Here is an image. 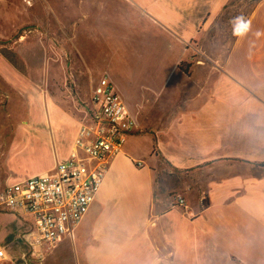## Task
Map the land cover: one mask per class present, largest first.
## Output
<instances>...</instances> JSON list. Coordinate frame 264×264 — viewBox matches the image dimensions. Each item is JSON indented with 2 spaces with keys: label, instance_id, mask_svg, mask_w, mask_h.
<instances>
[{
  "label": "crops",
  "instance_id": "1",
  "mask_svg": "<svg viewBox=\"0 0 264 264\" xmlns=\"http://www.w3.org/2000/svg\"><path fill=\"white\" fill-rule=\"evenodd\" d=\"M132 1L142 8L144 3L153 16L149 28L137 31L142 64L155 62L153 73L146 72L149 80L142 82V98L123 99L109 67L110 45L103 39L99 78L77 107L55 85L65 75L44 44L32 46L23 35L15 44H4L15 33L12 13L17 3L28 7L31 2L0 0V142L24 144L23 150H29L22 157L26 163L44 151L55 159L52 169L20 181L0 173V194L69 158L82 125L96 109L92 98L102 78L114 84L136 124L122 151L109 158L88 213L52 249L38 245L31 216L0 206V216L12 219L0 228V247L6 254L0 264H47L66 242L77 264H264V0L245 16L247 27L239 31L228 56L212 62L191 59L187 45L239 0ZM162 31L184 45L178 60H170L168 52L175 53V46L161 37ZM128 35L121 29L116 37L130 40ZM161 38L164 45L156 46L154 40ZM16 105L29 114L25 127L4 124ZM157 109L166 115L158 119ZM226 122L233 126L226 127ZM72 123L70 141L60 146L59 137ZM23 128L39 139L16 142ZM142 136L150 142L145 159L131 141ZM235 142L263 143L242 153ZM241 167L248 171L243 180ZM174 195L185 199L187 210L173 202Z\"/></svg>",
  "mask_w": 264,
  "mask_h": 264
},
{
  "label": "rangeland",
  "instance_id": "2",
  "mask_svg": "<svg viewBox=\"0 0 264 264\" xmlns=\"http://www.w3.org/2000/svg\"><path fill=\"white\" fill-rule=\"evenodd\" d=\"M31 5L26 7L17 3L13 14L12 29L15 33L4 44H15L19 36H28L32 41V46L44 44L47 49L48 57L54 62H58L65 75L64 81L55 83L62 92L63 99L71 101L77 107L82 105V102L90 94L91 88L95 81L99 78L96 71L100 63V57H103L99 52L100 48L105 47L103 39L110 45L109 53L112 58H109L111 72L116 76V86L123 96V99L136 101L142 98L144 86L142 82L148 78L146 73L155 66V62H144L140 57V48L137 46V31L144 27L151 26L150 14L151 10L143 3V8L137 5L132 0H29ZM152 3L159 4L161 2H171L172 0H151ZM257 0H239L236 8H229L197 39L188 43L187 50L191 53V59L197 61L212 62L217 59L223 60L230 53L234 41L239 33L238 28L245 21V16L250 12ZM141 3V0H139ZM9 22V19L6 17ZM243 21V23H242ZM32 29V30H29ZM125 30L129 34L130 40H122L117 36L119 30ZM31 31V34H28ZM114 36V37H113ZM166 37L171 45L175 46V53H170V60L179 59V50L183 48V44L176 38L175 42L172 35L162 31L161 37ZM99 40L98 42L95 40ZM152 36L150 41L152 40ZM163 38L157 39L156 46H163ZM91 41V42H90ZM95 41V42H94ZM85 47V48H84ZM94 48L91 52L89 49ZM83 53V54H82ZM167 54V53H165ZM164 54V55H165ZM87 56L85 58L84 56ZM153 55L147 58L153 59ZM146 59V58H144ZM221 64V62H220ZM144 68V72L143 69ZM198 68L196 67V69ZM98 71L103 72V68ZM149 76V77H148ZM197 81V79H195ZM47 90V86H44ZM228 85L225 86V92H231ZM3 103H6L4 101ZM10 119L4 121L5 126L21 125L29 119V114L21 113L18 105L12 108ZM160 110H154V115L158 119L163 118L166 114H162ZM233 115V114H231ZM229 116L228 119H232ZM232 121V120H231ZM25 127L26 125H21ZM233 126V123L226 122V127ZM75 125H68V129L62 132L61 138L57 142H69ZM4 130V129H3ZM8 128L6 129V132ZM16 142H27L39 139V136L34 131H29L25 128L18 131ZM0 131V138H1ZM142 137H134L131 141L137 143V148L140 151L142 159H145L150 152V142ZM42 143V142H38ZM59 143V144H60ZM263 142H235L234 147L241 150L242 153L253 152ZM24 144L17 147L12 146L8 142H0V173L10 177L11 181H20L35 175L42 174L45 171L52 169L55 165V159L50 152H39L34 162L26 163L23 158L28 149L23 150ZM264 147V146H263ZM255 148V149H254ZM29 151V150H28ZM41 153V154H40ZM263 153V151L261 152ZM238 164L235 165L237 169ZM232 170L233 166H229ZM229 170V172H231ZM238 170V169H237ZM241 179L243 180L248 172L241 167ZM226 173V172H225ZM228 174H226L227 176ZM176 195L172 197L173 202ZM244 196H241L243 198ZM12 222L9 216H0V228H3L7 223ZM47 264H77L75 252L69 242L61 245L59 249L52 252Z\"/></svg>",
  "mask_w": 264,
  "mask_h": 264
},
{
  "label": "built area",
  "instance_id": "3",
  "mask_svg": "<svg viewBox=\"0 0 264 264\" xmlns=\"http://www.w3.org/2000/svg\"><path fill=\"white\" fill-rule=\"evenodd\" d=\"M92 101L96 109L82 125L69 158L54 170L0 194V206L31 216L38 245L49 250L72 234L88 213L107 173L109 158L122 151L127 135L136 127L109 78L99 81ZM174 202L188 209L181 195L175 196ZM5 259L0 247V263Z\"/></svg>",
  "mask_w": 264,
  "mask_h": 264
},
{
  "label": "snow or ice",
  "instance_id": "4",
  "mask_svg": "<svg viewBox=\"0 0 264 264\" xmlns=\"http://www.w3.org/2000/svg\"><path fill=\"white\" fill-rule=\"evenodd\" d=\"M247 26L246 25H240L239 28H238V31H241V30H244Z\"/></svg>",
  "mask_w": 264,
  "mask_h": 264
},
{
  "label": "trees",
  "instance_id": "5",
  "mask_svg": "<svg viewBox=\"0 0 264 264\" xmlns=\"http://www.w3.org/2000/svg\"><path fill=\"white\" fill-rule=\"evenodd\" d=\"M261 0H257L256 3L260 2ZM181 68V67H180Z\"/></svg>",
  "mask_w": 264,
  "mask_h": 264
},
{
  "label": "clouds",
  "instance_id": "6",
  "mask_svg": "<svg viewBox=\"0 0 264 264\" xmlns=\"http://www.w3.org/2000/svg\"><path fill=\"white\" fill-rule=\"evenodd\" d=\"M242 23H243V21H242Z\"/></svg>",
  "mask_w": 264,
  "mask_h": 264
}]
</instances>
